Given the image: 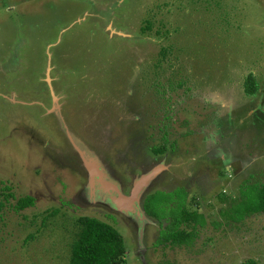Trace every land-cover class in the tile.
<instances>
[{"label":"rangeland","instance_id":"obj_1","mask_svg":"<svg viewBox=\"0 0 264 264\" xmlns=\"http://www.w3.org/2000/svg\"><path fill=\"white\" fill-rule=\"evenodd\" d=\"M62 123L124 194L161 166L139 213L89 186ZM262 182L264 0H0V264H65L81 215L120 232L125 264H264V212L223 215ZM177 188L204 221L155 242L143 197Z\"/></svg>","mask_w":264,"mask_h":264},{"label":"trees","instance_id":"obj_2","mask_svg":"<svg viewBox=\"0 0 264 264\" xmlns=\"http://www.w3.org/2000/svg\"><path fill=\"white\" fill-rule=\"evenodd\" d=\"M149 27V26H146ZM165 48H160L161 55L165 54ZM257 84L250 75L246 77L244 92L252 94L256 91ZM171 146V145H170ZM154 155L163 154L166 151L164 143L153 145L150 148ZM186 192L181 188L171 191H154L145 194L142 200V209L146 214L159 221L161 229L155 242L169 244L189 243L195 232L180 227V224H202L203 214L195 207L191 208L185 203ZM178 197L180 201L177 200ZM231 197V196H230ZM173 198V199H172ZM173 200L174 204L167 203ZM231 206L223 211L225 217L232 220H241L244 216L256 212H264V182L247 185L241 189L240 196L231 197ZM33 198L25 195L16 199L15 208L22 209L30 206ZM55 210L51 211L53 214ZM165 217V221L160 219ZM75 230L72 240L68 243V257L65 264H125V245L122 235L112 225L93 216H77L74 221ZM194 226H192V229ZM30 234L28 237L30 238ZM238 264H260L254 258H246Z\"/></svg>","mask_w":264,"mask_h":264},{"label":"water","instance_id":"obj_3","mask_svg":"<svg viewBox=\"0 0 264 264\" xmlns=\"http://www.w3.org/2000/svg\"><path fill=\"white\" fill-rule=\"evenodd\" d=\"M53 101H55L54 96ZM53 105H55V103H53ZM54 107L56 109V106ZM61 126L67 139L80 156L82 166L88 175L89 186L94 185V183H98L99 185H97V187L99 188V191L102 192V194L104 193V195L108 196L112 205L111 207H113L115 210H119L124 213L132 211H137L139 213L137 207L139 203V197L145 185L158 173L161 166L157 165L150 169L148 172L141 174L132 185L129 193L124 194L122 193L118 183H116L115 181L107 180V177L103 169L99 165V162L95 159V156L86 153L85 149L78 145L73 136L67 130L64 123H62Z\"/></svg>","mask_w":264,"mask_h":264}]
</instances>
